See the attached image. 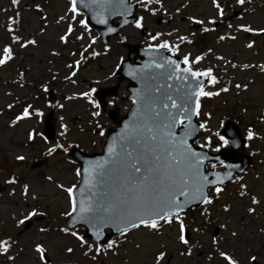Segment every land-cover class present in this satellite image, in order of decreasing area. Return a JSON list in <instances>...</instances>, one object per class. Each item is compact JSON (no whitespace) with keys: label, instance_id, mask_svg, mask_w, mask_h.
<instances>
[{"label":"snow or ice","instance_id":"1","mask_svg":"<svg viewBox=\"0 0 264 264\" xmlns=\"http://www.w3.org/2000/svg\"><path fill=\"white\" fill-rule=\"evenodd\" d=\"M247 2L248 0H235V4L240 6ZM11 3L18 5L19 0H11ZM211 4L215 9L213 18L205 20L187 17L189 22L201 26L202 33L214 32L215 28L211 26L216 25L218 20L225 16L227 5L222 6L220 0H211ZM134 7L142 8L150 16L166 13L163 0H135V4L133 0H67L64 14L56 20L57 25L63 24V32L58 37L61 44L67 46L70 38L81 42L78 51L68 53L71 57L79 58L65 64L68 72L64 80L72 85H76L77 80L73 77H78L81 65L87 62L89 57L94 59L111 51V45L108 43L104 44L102 52L96 51L94 46L98 38L92 33L93 21L97 25L105 26L101 36L117 33V28L109 25L111 17L121 18L119 21L121 29L128 26L146 32L145 55L149 59L140 66L128 65L125 69L126 75L136 81L139 87L132 88L126 93V99L130 101L131 107L127 119L116 135L109 138L101 123L105 108L102 101L96 98L99 95L97 86L101 84L100 80L91 82L96 86H89L86 90L65 97L67 100H84L90 106L92 131L96 136L103 138V156L99 160L86 161L81 167H76L74 174L78 181L67 187L57 182L51 175L46 177L47 181L54 183L57 189L66 194V207L60 213L65 221L59 232L73 238L82 254L93 262L97 257H107L109 253L117 255V250L127 241L129 234L138 230L160 234L165 226L169 228L174 226L179 242L189 245V239L186 238V209L193 203L201 206L213 205L224 191L226 181L239 184V197H248L252 205L260 203L256 195H249L246 191L247 185L240 182L243 177L234 175V172L243 169L220 158L221 155L226 159L229 155H234L223 150L239 147L236 140L227 134L226 129L225 134L219 130L225 127L224 119L219 120L217 130L213 131L209 127L212 114L202 111V100L218 97L221 93L229 91L227 84L216 88L221 84L222 77L216 72L215 66L202 65L204 59L213 52L212 48L209 47L198 55L187 52L181 57L179 55L181 45H192L194 41L189 37H195L196 34L192 32L189 35H176L179 43H170L168 39L161 37H172L177 30L173 29L167 33L147 32L146 17L134 15ZM36 9L42 11L39 4L36 5ZM176 13H180V8L176 9ZM10 19L16 23L14 18ZM41 19L46 21L47 17L42 16ZM205 24L208 26H204ZM227 27L232 29L233 25L228 24ZM6 30L10 34V43L0 47V67L14 60L13 45L20 49L38 46L36 39L19 35L14 27L8 26ZM40 31L43 32L44 29L41 28ZM236 31L264 35V28L257 29L247 24L237 25ZM226 38L236 40L234 35L218 37L220 41ZM125 40V36H120L119 42L123 43ZM253 43L249 41L245 47L252 48ZM165 52L169 54L165 55ZM51 55L59 56L60 53L53 51ZM214 58L216 61H224L225 66L233 69L258 67L260 72L264 73V64L236 65L225 60L223 56ZM124 64L125 58L120 56L114 65L115 70L105 76L104 80L115 77ZM223 71L226 72L227 67ZM23 75L21 73V76ZM234 88L247 90L248 84L237 83ZM40 90L48 92L49 89L47 85H41ZM114 103V100L107 101L109 106ZM47 107L63 109L64 104L58 102ZM7 108L12 109L13 104H8ZM43 117V111L32 104H27L11 120V126L33 119L39 124ZM258 119L264 122V112ZM59 120L61 130L58 135L66 138L68 126L63 123L62 115ZM258 138L261 137L252 127L246 129V141ZM26 139L29 142L42 140L47 146L44 155L49 157L58 152L67 153L69 148L79 147L78 144L66 146L61 142L50 143L49 138L36 127L27 132ZM210 153L219 155L213 156ZM15 159L24 161L25 156L17 155ZM68 162L74 163L72 160ZM218 168L221 171H218ZM5 183L15 185L17 178L13 175ZM20 195L26 201L29 198L27 183L22 185ZM31 199L36 200L37 196L33 194ZM29 208L30 210L21 213V217L15 220L16 227L19 228L21 225L27 227L26 222H32L34 217L47 215L38 207ZM229 209L230 206H223L224 212H228ZM255 210L254 207L247 208L249 214ZM200 215L210 222L211 214L207 207L202 208ZM48 230L41 227L38 232L44 233ZM112 234H115L116 238H112ZM231 235L236 236V232L233 231ZM16 243L12 236L0 237V256L6 255L8 261H14L16 257L9 253ZM212 245L216 249V254L226 264H239L232 254L219 249L215 236L212 238ZM136 247L139 248L140 245L137 244ZM65 251L71 254L73 248L67 247ZM34 252L40 264H47V249L42 243L35 244ZM187 254L191 255V248ZM165 257V251H158L153 257V264H161ZM249 261L250 264H259L255 255H251Z\"/></svg>","mask_w":264,"mask_h":264},{"label":"rangeland","instance_id":"2","mask_svg":"<svg viewBox=\"0 0 264 264\" xmlns=\"http://www.w3.org/2000/svg\"><path fill=\"white\" fill-rule=\"evenodd\" d=\"M168 2L171 6L183 4L186 6L177 15V20L174 23L181 28L188 25L187 21L182 20V15L193 14L197 16L202 15L203 12H207L206 16L215 14L211 0H168ZM37 4L40 5L43 13L36 9ZM66 4L67 0H19L18 5H13L11 0H0V47L10 43V34L6 28L9 24V18L14 14L22 17L21 31L18 34L38 41V46H29L27 49H20L17 45H13L14 60L0 67V160L3 161L4 166L1 171L5 176L12 171L16 176L21 177V181L13 186L14 189L11 188L7 193L0 194V237L14 236L17 241L9 253L16 259L8 261L6 255L0 256V264H40L37 254L34 252L36 243H42L47 249L46 253L51 258L49 264H75L73 261L83 264H98L90 261L82 254V250L73 238L59 232L60 225L64 226L65 218L61 217L60 213L66 207V194L57 189L54 183L46 180V177L51 175L57 182L63 183L66 187L72 183H77L78 178L75 176L74 170L78 166L69 163L68 161L71 159L58 152L49 157L46 165L37 170H32L31 163L36 160V156L41 151H46L47 146L42 140L29 142L26 136L32 127H40V124H37L33 119L22 121L17 127H12L10 124L13 111L11 113L5 111L7 105L14 101V95L32 94L29 93L30 85L27 86L32 79L28 80L25 85L15 82L16 75L21 78L22 72L19 73V70H25L27 76L39 79V76L45 75L50 67H54L52 71L62 69L65 66L64 56H67L69 51L74 48L79 50L81 42L74 41V38H70V43L67 46L58 40L59 35L63 32V24L57 25L56 20L64 14ZM243 7L245 8L244 12L235 21L236 26L247 24L257 29L264 28V0H248ZM42 16L47 17V20H42ZM41 28L44 29L43 32L40 31ZM182 31L186 32L185 30ZM178 35H182V32ZM231 35L236 36V40L226 38L221 43H213L214 51L202 62L204 67L205 63L208 66L215 63L216 68H221L224 61H216L215 56H223L225 60L236 65L264 64V35L245 32H236ZM96 36L98 39L95 47H98V52H101L103 47L99 42L100 37L99 35ZM121 36H125L132 42H145L146 39L145 36L140 35L139 30L133 28H129ZM191 38L194 44L185 46L181 50L182 54L191 52L192 55H196V53L200 54L206 51L204 48L206 40L199 33ZM119 41L120 37L113 38L110 42L111 51L81 70V78L77 79L76 85L66 82L56 88L58 98L52 104L58 102L64 104L63 109L53 108L58 118L57 131L59 133L61 130V121L59 120L61 115L64 117L63 123L68 122L70 128L66 138L60 137L66 142V146L68 143L74 144L80 141V144L83 145L81 148L87 152L101 149L103 138L96 136L92 131L90 106L84 100H67L65 97L86 90L93 80H100V85L115 83L114 77L107 81L104 80V77L115 70L114 65L118 58L125 55L126 50L122 48ZM249 41L254 42L252 48L245 47ZM54 50H58L61 56L51 55ZM17 66L24 68L19 69ZM29 68L32 69L31 74L27 72ZM226 79V83L233 81L235 84H248V88L247 90H237L234 85H230L227 93L215 97L213 100L204 99L202 111L211 112L212 119L209 122V127L213 131L217 130L220 119H224V121L232 119L241 127L243 134L246 135V129L252 127L261 137L254 139L247 150L254 153V164L241 175L243 179L240 181L247 185L246 191L249 195H256L260 203L252 205L248 197H239V184L234 183L228 187L227 191L223 192L222 198L214 206H207V208L212 213L210 222L213 219L217 221L219 227L224 225V227H220V238L217 240L220 250L232 254L239 261V264H250L249 257L251 255H255L259 261L264 263V231H261L264 229V122L258 119V116L264 112V73H261L258 67L244 70L231 68ZM126 93L125 83H122L120 98ZM33 95H35L34 91ZM120 98L116 102L121 106V111L124 112L129 108L130 103L126 100H120ZM32 105L43 112L48 109L44 104L38 105L34 102ZM103 120L110 124L104 117ZM17 155L25 156L28 163L24 162L25 160L17 161L15 159ZM0 180L5 182V177L3 176ZM25 183L29 185L27 201L20 195L22 185ZM13 192L14 194H11ZM33 194L37 196L36 200L31 199ZM224 205L230 206L228 212H224ZM29 206L38 207L47 215L41 221L34 220V217L33 225L18 235L24 225L19 228L16 227L15 220L21 217V213L30 210ZM248 207H254L255 212L249 214L247 212ZM197 219L202 220L203 217L198 216ZM210 222L206 221L205 225ZM41 227H46L49 230L40 233L38 229ZM213 227L204 226L200 227L199 231H194L198 228L193 224L189 226L192 231V239L201 242L204 246V249H199L200 247L193 249L189 257L180 254L179 250L183 246L179 242L173 241L177 237V230L174 229L167 236H157L147 230L135 231L129 234L127 241L117 250V255L109 253L107 257L101 258H103V264H153V257L159 250L161 241L168 242L171 246L176 244L177 249L176 251L168 250L165 261L161 262L162 264H226L217 255L213 261L206 259L204 255L206 249L212 246ZM201 230L207 231L201 233ZM233 231L236 232V236L231 235ZM137 244L140 245L139 248L136 247ZM67 247L73 248L71 254L65 251ZM200 251L204 253L198 257Z\"/></svg>","mask_w":264,"mask_h":264},{"label":"flooded vegetation","instance_id":"3","mask_svg":"<svg viewBox=\"0 0 264 264\" xmlns=\"http://www.w3.org/2000/svg\"><path fill=\"white\" fill-rule=\"evenodd\" d=\"M220 2L222 4V6L228 5V0H220ZM163 4H164V8L166 9V13H164V14L158 13L157 17L148 15L147 13H145L143 11L142 8H139V11H141L142 14H144V15H146V17H148L147 19H148L149 22H151V19L154 21L153 24L156 26L155 29H154V32L160 31V32L167 33V32L173 31V29L177 30V27H175L173 25V20H172L171 16H169V13L170 12H176L177 8H180L183 11V9L186 6H179V5L171 6L169 4L168 0H163ZM227 10H228V8L226 7L225 8V16L222 19L219 20V25H220V28H222V29L226 28L227 25L229 24L228 22L225 21L226 13L228 12ZM204 14H205V12H204ZM182 20L183 21H187V17L186 16H182ZM149 25H150V23H149ZM214 28H215V31L211 32V33H218L219 34V31H218L219 27L217 25H214ZM200 29H198V31H200ZM211 33H205V35L211 34Z\"/></svg>","mask_w":264,"mask_h":264},{"label":"water","instance_id":"4","mask_svg":"<svg viewBox=\"0 0 264 264\" xmlns=\"http://www.w3.org/2000/svg\"><path fill=\"white\" fill-rule=\"evenodd\" d=\"M144 59H145V57H144ZM136 60L138 61V59H136ZM127 63L128 62H125V64L123 65V69L121 71H119V73H121V75H122L121 78H123L124 76L128 77L125 74L126 72H124V69H126L128 67V65H131V64L130 63L127 64ZM143 63H145V62H141V64H143ZM135 66H139V64H135ZM130 80H131V78H130ZM130 86L132 88H135V87H138L139 85L137 84L136 81L131 80ZM123 122H124L123 119H119V123H120L119 128L116 131L111 132L109 138H111V136H114V135H116L117 132H119L120 128L123 126ZM225 129L227 130V134H230V137H233L234 132H237V129L234 126H232L231 123L227 124V126L225 127ZM225 129L223 131L224 133H225ZM237 134H239V133L237 132ZM237 151L235 149L232 150L231 153L234 154V155H229L228 157H234L235 160H238V161H241L242 162L243 158H241V156H239V154H238ZM76 153L77 154H75V155H76L77 159L80 161L81 165H83L86 161L99 160L103 156V154H104V153L103 154L95 153L93 155H86V154H82V153L77 152V151H76ZM235 162H237V161H235ZM195 204H198V203H195Z\"/></svg>","mask_w":264,"mask_h":264}]
</instances>
